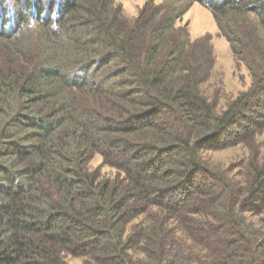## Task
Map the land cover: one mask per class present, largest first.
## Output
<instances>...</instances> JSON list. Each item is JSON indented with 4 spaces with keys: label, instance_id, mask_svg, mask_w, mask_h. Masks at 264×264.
Here are the masks:
<instances>
[{
    "label": "trees",
    "instance_id": "1",
    "mask_svg": "<svg viewBox=\"0 0 264 264\" xmlns=\"http://www.w3.org/2000/svg\"><path fill=\"white\" fill-rule=\"evenodd\" d=\"M5 1L0 264H264V218H244L264 210V169L237 188L201 156L264 119V0H189L253 79L220 113L202 89L211 37L177 26L186 7L173 0H147L133 18L116 0H7L11 19ZM96 153L115 176L90 168Z\"/></svg>",
    "mask_w": 264,
    "mask_h": 264
},
{
    "label": "rangeland",
    "instance_id": "2",
    "mask_svg": "<svg viewBox=\"0 0 264 264\" xmlns=\"http://www.w3.org/2000/svg\"><path fill=\"white\" fill-rule=\"evenodd\" d=\"M147 0H116L121 5L124 15L133 18L137 15L142 4ZM160 3L165 0H153ZM179 9L185 11L179 19H176L177 26H185L191 39H196L205 34L211 37V44L215 56V63L211 75L202 86L208 98H215L217 105L215 111L223 112L236 98H242L249 94L252 89V76L247 64L237 58L231 51L227 39L219 32L217 21L210 10L198 1L173 0ZM11 3V1H9ZM3 4V16L11 19L12 8L10 3ZM243 57V56H242ZM263 99V98H262ZM250 106L255 101L249 102ZM258 132L249 139H242L235 145H229L219 149H208L201 153L204 161L210 166L212 174L231 180L232 184L239 188L244 187L248 177L256 169H264V119H260ZM102 155L96 153L90 161L91 169H99L102 174L111 177L118 173L117 169L103 164ZM264 208V207H263ZM244 212V218L255 228H260L264 218V210L261 213L254 211ZM136 220H133L132 225ZM177 223V222H175ZM130 227V226H128ZM179 230V227L177 228ZM181 236L180 232L176 233ZM78 257H68L67 264H80Z\"/></svg>",
    "mask_w": 264,
    "mask_h": 264
},
{
    "label": "clouds",
    "instance_id": "3",
    "mask_svg": "<svg viewBox=\"0 0 264 264\" xmlns=\"http://www.w3.org/2000/svg\"><path fill=\"white\" fill-rule=\"evenodd\" d=\"M49 29L53 32H59L61 30L60 23L56 20L55 16H53L51 23L48 25ZM39 28L38 22L34 18H30L27 22L26 29L27 30H37Z\"/></svg>",
    "mask_w": 264,
    "mask_h": 264
}]
</instances>
